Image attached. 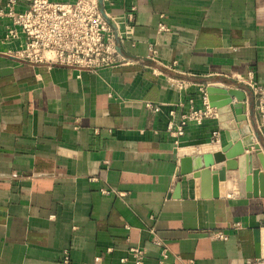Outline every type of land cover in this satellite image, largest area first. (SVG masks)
Returning <instances> with one entry per match:
<instances>
[{"label": "crops", "instance_id": "1", "mask_svg": "<svg viewBox=\"0 0 264 264\" xmlns=\"http://www.w3.org/2000/svg\"><path fill=\"white\" fill-rule=\"evenodd\" d=\"M26 3L16 0V10ZM102 7L125 61L93 73L13 56L23 38L5 39L10 20L0 15V264H60L65 252L69 264H244L264 255V197L240 187L238 157L226 166L224 197L217 174L196 189L180 173L183 156L195 169L194 158L226 143L215 109L182 135L167 130L220 84L243 91L253 133L249 82L264 85V0Z\"/></svg>", "mask_w": 264, "mask_h": 264}, {"label": "built area", "instance_id": "2", "mask_svg": "<svg viewBox=\"0 0 264 264\" xmlns=\"http://www.w3.org/2000/svg\"><path fill=\"white\" fill-rule=\"evenodd\" d=\"M104 1L27 0L22 10H16V0H8L6 8L0 9V15L10 20L3 36L5 39L23 38L22 46L12 55L29 63L62 65L91 73L116 67L125 60L117 49L113 20L103 10ZM159 29L167 30L163 24ZM118 37L124 38L121 34ZM151 52L154 53V49L151 48ZM249 86L256 103L253 138L263 151L260 141L264 143V85L253 81ZM146 105L150 106V103L146 102ZM211 110L207 101L203 108L192 106L183 114L180 124L174 125L170 121L167 130L173 136L182 135L186 122L200 124L212 116ZM216 236L225 238L222 233ZM60 264H69L67 252ZM244 264H264V255L246 259Z\"/></svg>", "mask_w": 264, "mask_h": 264}, {"label": "water", "instance_id": "3", "mask_svg": "<svg viewBox=\"0 0 264 264\" xmlns=\"http://www.w3.org/2000/svg\"><path fill=\"white\" fill-rule=\"evenodd\" d=\"M219 92L222 93L221 97H219ZM206 96L208 105L216 111L218 126L224 131L226 143L219 151L203 153L194 158L195 169L192 166V157L183 156L180 160V173L193 178L196 189L200 185L201 177L206 179L207 184H211L209 183L211 175L217 174L219 196L224 197L226 166L228 164L229 168H235L233 158L238 157L237 170L240 187L253 197H264V152L253 140L250 124L243 114L245 94L238 88L214 84L206 87ZM234 98L235 102L232 101ZM232 113L237 115L234 121ZM245 146L253 148L254 153L244 154ZM245 161H248L247 166L243 165Z\"/></svg>", "mask_w": 264, "mask_h": 264}, {"label": "rangeland", "instance_id": "4", "mask_svg": "<svg viewBox=\"0 0 264 264\" xmlns=\"http://www.w3.org/2000/svg\"><path fill=\"white\" fill-rule=\"evenodd\" d=\"M260 143L262 144V148H263V151H264V143L262 141H260Z\"/></svg>", "mask_w": 264, "mask_h": 264}]
</instances>
